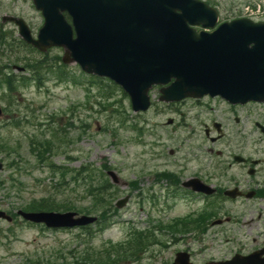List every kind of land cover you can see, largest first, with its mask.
<instances>
[{
  "label": "rangeland",
  "instance_id": "374dc122",
  "mask_svg": "<svg viewBox=\"0 0 264 264\" xmlns=\"http://www.w3.org/2000/svg\"><path fill=\"white\" fill-rule=\"evenodd\" d=\"M209 2L222 17L241 14L242 6L249 3L248 0ZM6 16L22 18L32 33H36L42 24L31 0H0V30L8 37L18 39L13 25H1V19ZM0 48L3 50L0 56V59L4 58L3 63L6 62L5 58L12 61L11 69H5V74H13L16 79L20 77L18 75L26 73L17 69L23 64L15 62V58L32 57L37 62L43 57L16 49L9 58L6 46ZM55 54L57 51L55 53L54 50L46 53L48 58ZM75 67L69 65V71L77 80L86 82ZM24 77L30 79L29 75ZM55 82L50 79L39 89L32 81L28 85L24 83L16 93L18 104L11 107L5 105L7 97L0 91V107L4 113L8 112L5 109L16 106L14 110H19L21 117L33 118L35 124L58 113H64L62 120H67V110L70 108L74 113V126L66 130L62 138L55 140L48 150L44 145L29 146V139L35 140L33 135L40 133L34 132L28 120H21L19 126L5 123L1 127L4 117H0V161L3 163L0 172V210L14 215L17 210L27 208L31 201L51 196L57 190L54 187L57 179L70 182L83 167L90 174L89 184L108 182V189L112 193H107V202L103 204V201L85 195L84 178L79 180L74 190L69 185V191L62 192L56 201L74 207L76 212L98 216L103 220L104 227L108 226L107 218L113 219L102 233L88 240L92 254L96 255V264H150L152 261L148 257L152 253L164 255L180 249L181 245L171 243L178 238L201 237L198 241L209 243L213 231L198 230L195 235L189 234L185 230L191 226L189 219L185 223L179 221L199 211L201 205L181 200L168 202L159 193L166 184L175 183L178 178V182H181L197 169L210 167L211 146L204 139L202 126H199L209 119L208 108L213 106L212 103L204 109L195 105V109L190 102L186 105L188 109L178 115L160 114V106L154 105L147 112L136 115L131 112L128 100L116 91L110 103L114 111L108 110V113L97 102L106 105L110 100L99 98L95 89L86 92L79 85ZM150 97L155 104L157 91L152 90ZM26 106L34 113L28 112ZM167 118H172V124L167 125ZM248 128L249 148L253 152L252 142L257 134L251 133V124ZM109 170L115 174L116 184L105 174ZM125 196L128 197L126 204L117 209L115 202ZM109 204L113 209L107 211L105 208ZM204 212L208 214V211ZM90 231L95 232L96 228ZM143 234L145 238L140 237ZM83 236L84 232L80 230L42 231L36 226L22 224L19 219L10 224L2 221L0 264H77L79 254L86 248L87 239H83ZM125 240L134 241L137 246L143 243L141 247L144 252L134 254L139 257L137 260L129 261L123 256L112 255L115 246ZM214 241L217 240L214 238ZM214 246L218 247V244Z\"/></svg>",
  "mask_w": 264,
  "mask_h": 264
},
{
  "label": "water",
  "instance_id": "95a60500",
  "mask_svg": "<svg viewBox=\"0 0 264 264\" xmlns=\"http://www.w3.org/2000/svg\"><path fill=\"white\" fill-rule=\"evenodd\" d=\"M33 3L44 18L37 40H32L21 20L8 19L18 26L21 38L40 51L62 47L64 63L77 62L84 71L113 81L128 95L133 112L148 108L152 86L168 83L159 90V100L166 103L204 95H217L232 104L264 101V22L240 19L210 33L196 32L188 25L213 28L216 13L194 0ZM62 13L71 17L72 26ZM108 175L117 182L114 173ZM18 214L48 228L81 227L95 221L73 212ZM0 218L10 219L2 212Z\"/></svg>",
  "mask_w": 264,
  "mask_h": 264
},
{
  "label": "flooded vegetation",
  "instance_id": "af4514ba",
  "mask_svg": "<svg viewBox=\"0 0 264 264\" xmlns=\"http://www.w3.org/2000/svg\"><path fill=\"white\" fill-rule=\"evenodd\" d=\"M212 104L209 119L199 126L211 146L210 167L166 184L165 190L174 199L184 196L201 205L203 218L189 221L192 230H188L213 231L210 242L198 241L201 237L178 238L171 242L181 245L178 251L152 255L150 264H172L177 253H181L180 264H264V108L228 105L217 98ZM249 124L251 133L257 134L253 152ZM189 179H196L210 193L185 189L182 184Z\"/></svg>",
  "mask_w": 264,
  "mask_h": 264
},
{
  "label": "trees",
  "instance_id": "16d2710c",
  "mask_svg": "<svg viewBox=\"0 0 264 264\" xmlns=\"http://www.w3.org/2000/svg\"><path fill=\"white\" fill-rule=\"evenodd\" d=\"M20 44L22 45L23 43L20 42ZM56 59V70H55V75L57 77L58 80H68L67 76L68 73L66 72L65 66L61 65L59 62V58L58 56L55 57ZM15 61H19L22 62L23 59L22 58H15ZM44 63H40L39 66H43ZM11 78L7 77V81L6 84H4L6 91L8 90L9 93L7 95V100H4L7 103H10L12 100L15 102V98H14V94H15V86L13 84H9V80ZM74 81V78L70 79ZM98 82L96 81H89L90 84H92V86H98V96L99 98L103 99V100H108L112 95L115 94L116 92V86L113 85L112 83H107L104 82L100 79H97ZM79 83V82H76ZM1 86V85H0ZM108 105L110 103H107ZM108 105H103L100 104V106L102 107V109L106 112L109 113L113 112L114 110L112 109L113 106H111L110 108H107ZM109 110V111H108ZM70 119H67L64 122V127H69L72 128L74 126L73 123H70ZM55 122L57 124V120L55 119ZM20 125V124H19ZM57 127H60V125H58ZM66 129L64 128H55L52 129L49 135L50 140H45V138L41 139V141H39L38 143V147L44 145L45 149L48 150L50 148V146L54 143L55 140L59 139L60 137L62 138V136L66 135ZM1 139V138H0ZM36 145V142L34 141H30V146H34ZM82 184L84 185V189L87 192L88 196H91L92 198H94L95 200H99V201H103V203L106 202V195L108 193V185H106V182H102L103 184H99L96 182L95 185L89 184V181L91 180L90 178V174L87 172V170L83 167L78 170L75 174V177L73 178V182L78 184L80 183L79 180L83 179ZM62 184V185H61ZM72 184L70 182H64L63 179H61L60 183L57 184L58 188H61V190H68L69 185ZM106 188V189H105ZM105 189V190H104ZM61 190H56V193H54L53 196L48 197L47 199L43 200H35L33 202L30 203V205L27 207L28 210H59V209H67L70 206H66L65 204H59L57 203V201L55 200V198H57L58 196H60L62 194ZM51 198V199H50ZM98 230H100V226L99 224L97 225ZM87 232V231H86ZM143 238H145V236H143ZM143 243L139 246H142ZM137 248V245H135L134 243L132 245H128L126 247H118L115 248V250L113 251V256H123L125 255L129 250L131 249H135ZM135 251V250H134ZM89 250L85 249L81 252V255L79 256V262L77 264H96V255L95 254H88ZM135 253L130 254L131 257H135L136 255H134ZM78 257H76L77 259Z\"/></svg>",
  "mask_w": 264,
  "mask_h": 264
}]
</instances>
